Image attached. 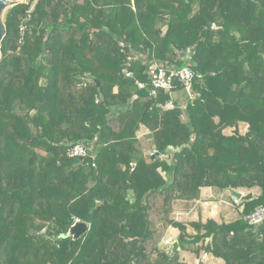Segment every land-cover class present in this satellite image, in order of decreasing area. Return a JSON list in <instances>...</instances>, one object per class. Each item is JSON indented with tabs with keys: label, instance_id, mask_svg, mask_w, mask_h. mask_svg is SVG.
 Wrapping results in <instances>:
<instances>
[{
	"label": "trees",
	"instance_id": "16d2710c",
	"mask_svg": "<svg viewBox=\"0 0 264 264\" xmlns=\"http://www.w3.org/2000/svg\"><path fill=\"white\" fill-rule=\"evenodd\" d=\"M11 1L0 264H189L180 252L264 264V230L246 221L264 207V0ZM152 61L186 65L194 99L139 90ZM144 135L155 156L136 146ZM78 142L94 167L67 157ZM209 188L252 198L231 222L174 220L177 202ZM76 219L87 232L60 238ZM167 228L175 253L162 245Z\"/></svg>",
	"mask_w": 264,
	"mask_h": 264
},
{
	"label": "built area",
	"instance_id": "2783aa9c",
	"mask_svg": "<svg viewBox=\"0 0 264 264\" xmlns=\"http://www.w3.org/2000/svg\"><path fill=\"white\" fill-rule=\"evenodd\" d=\"M25 30L26 26L24 24H21V38H23ZM145 76L147 82L136 81L135 85L139 90L148 89L149 95L152 97H155L158 91L171 92L180 87L189 100L194 99L193 82L196 76L186 65L181 67H176L174 65L166 66L157 61H152L145 71ZM126 77L132 78V74L126 73ZM88 151L91 152V149L88 148L85 144L78 142L67 148L66 155L68 158L78 159L82 161L85 157L88 156ZM155 154L156 150L152 149L149 153V156H155ZM168 156L169 153H165L163 155H160L159 157L161 160H168ZM90 157L92 158L91 166L94 167L92 152L90 153ZM241 195L244 196V194L242 193ZM231 197L234 205L239 206L241 204L240 200L236 199L233 196ZM246 221L250 225L260 226V224L264 222V207L256 208L252 213L246 216ZM77 222L80 221L76 219L74 221V224ZM162 245L171 247L172 242H170L169 240H164L162 242Z\"/></svg>",
	"mask_w": 264,
	"mask_h": 264
},
{
	"label": "crops",
	"instance_id": "0c3cea01",
	"mask_svg": "<svg viewBox=\"0 0 264 264\" xmlns=\"http://www.w3.org/2000/svg\"><path fill=\"white\" fill-rule=\"evenodd\" d=\"M141 138H139L138 141H140ZM142 140H144V138ZM147 153L148 152H145L144 154L147 155ZM226 194H230L229 201L225 199ZM220 197L224 200L219 201L221 205H216L215 202H217ZM210 203H212L213 205L210 206ZM213 208H216V210H214ZM242 210L243 206L241 204L239 206L233 204L230 192H220L216 189L209 188L202 190L201 197L197 201L177 202L175 204L173 218L174 220L178 221H192L200 218L203 222L209 219L214 220L217 223H221L222 221L231 222L239 217V214L242 212ZM164 240H169L170 242H172V244L176 242L175 231L172 228H167L165 230L163 241ZM180 256L182 259L188 256H193L194 260L197 261L195 264H223L221 260L215 259L206 254L195 257V255L191 253L180 252Z\"/></svg>",
	"mask_w": 264,
	"mask_h": 264
},
{
	"label": "water",
	"instance_id": "95a60500",
	"mask_svg": "<svg viewBox=\"0 0 264 264\" xmlns=\"http://www.w3.org/2000/svg\"><path fill=\"white\" fill-rule=\"evenodd\" d=\"M20 3L19 1H11V0H0V48L3 38L6 34V29L4 25V13L6 9L11 8L15 6L16 4ZM97 87L99 86V83L95 80ZM90 151H88V156L85 157L81 161L82 166H89L92 163V158L90 157ZM231 196L235 197L236 199L240 200L241 202H246L252 198V194H247L242 196L238 192L231 191ZM88 230V226L82 222L75 223L68 231L67 234L60 236V238L65 239L67 237H72L73 240H77L81 238ZM264 230V222L260 224L259 231ZM208 242V240H206ZM178 244L174 242L171 245L172 252L175 253L177 251Z\"/></svg>",
	"mask_w": 264,
	"mask_h": 264
},
{
	"label": "rangeland",
	"instance_id": "374dc122",
	"mask_svg": "<svg viewBox=\"0 0 264 264\" xmlns=\"http://www.w3.org/2000/svg\"><path fill=\"white\" fill-rule=\"evenodd\" d=\"M181 96H182L183 98H185L182 94H181ZM182 97H181V98H182ZM188 101H192V100H189V99H188ZM188 101H186V100H182V102L180 101V103H181V107L184 108V107H185V104L189 103ZM183 120H185V116H183ZM246 129H247V127H246L245 124H240V126H239V128H238L239 132L242 133V134L245 133ZM225 133H226V134H232L233 132H232V130H226ZM142 137L144 138V140H142L143 138L140 137L141 140L138 141V143H137L136 146L141 150L142 154H144L145 152H148L147 155H149L150 151L152 150V148H151V146H150V142L147 140L146 135H144V136H142ZM221 197H222V196H221ZM221 197L218 199L217 202H215L216 205H217V204H220V203H219L220 200H224V199H222ZM225 197H226V198H225L226 200H228V201L230 200V194H226ZM213 203H214V202H213ZM209 205L212 206L213 204L210 203ZM220 205H221V204H220ZM213 209L216 210V208H213ZM161 246H162V245H161ZM183 259H184V261L188 262L189 264H195V263L197 262V261L194 260L193 256H192V257L188 256V257L183 258ZM199 264H205V263H199Z\"/></svg>",
	"mask_w": 264,
	"mask_h": 264
}]
</instances>
